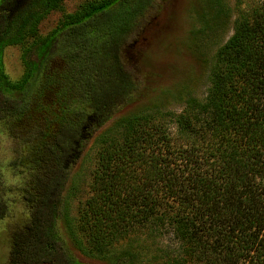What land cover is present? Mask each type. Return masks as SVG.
<instances>
[{"label":"trees","instance_id":"trees-1","mask_svg":"<svg viewBox=\"0 0 264 264\" xmlns=\"http://www.w3.org/2000/svg\"><path fill=\"white\" fill-rule=\"evenodd\" d=\"M63 1L0 0V120L22 136L13 166L28 174V216L11 225L6 264H82L59 221L80 254L112 264L140 229L173 236L165 264H264V0L216 51L204 97L112 123L137 93L122 52L156 0H89L40 37ZM13 46L17 82L3 65ZM35 104L42 112L28 121ZM95 136L90 183L70 217V170Z\"/></svg>","mask_w":264,"mask_h":264},{"label":"rangeland","instance_id":"rangeland-1","mask_svg":"<svg viewBox=\"0 0 264 264\" xmlns=\"http://www.w3.org/2000/svg\"><path fill=\"white\" fill-rule=\"evenodd\" d=\"M86 1L89 0H64L59 9L41 22L38 35H48L63 16L75 12ZM259 2L156 0L122 52L124 67L132 75L137 93L130 104L117 111L111 123L150 109L178 113L188 98L204 97L216 51L233 34L234 23L242 16H249ZM3 65L11 82L21 79L24 67L19 47L5 49ZM30 108L28 121L42 112L39 104ZM57 113V110L51 111L49 121H54ZM46 118L43 116L40 120ZM21 138V135L9 133L5 121L0 120V203L6 209L5 218L0 220V264L8 261L11 225L28 216L22 200V189L28 174L13 166L23 153ZM95 141L96 136L89 141L70 170L64 195V206L70 217L76 215V205L84 198L90 183L96 155ZM58 225L67 249L78 262L112 264L108 260L90 259L80 254L69 240L63 222L59 221ZM118 247L119 261H116L119 264H165L162 258L173 256L177 251L170 233L148 229L131 233Z\"/></svg>","mask_w":264,"mask_h":264}]
</instances>
